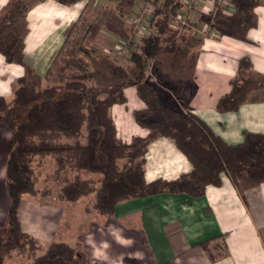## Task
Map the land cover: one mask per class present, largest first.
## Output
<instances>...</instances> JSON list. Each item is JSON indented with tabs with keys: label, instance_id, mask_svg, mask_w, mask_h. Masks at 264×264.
I'll return each instance as SVG.
<instances>
[{
	"label": "crops",
	"instance_id": "1",
	"mask_svg": "<svg viewBox=\"0 0 264 264\" xmlns=\"http://www.w3.org/2000/svg\"><path fill=\"white\" fill-rule=\"evenodd\" d=\"M9 1L0 0V13ZM79 1L58 6L55 0H40L27 11L24 58L43 79L65 44L67 30L83 15ZM141 5L142 1H135L134 11ZM215 5L200 0L188 13L194 27L180 32L187 40H198L193 44L192 61L178 66L173 55L168 54L164 61L160 54L157 72L164 79L163 96L170 103L182 100L183 111H191L215 135L236 145L244 141L246 133L264 134V97L254 95L263 88L251 91L237 110L223 112L216 105L231 90L241 58H250L253 69L264 74V5L254 9L257 24L247 29V40L223 34L204 20L203 14ZM236 11L233 2L225 0L212 14V21L228 20ZM207 26L210 32L203 34ZM23 74L21 64L8 62L0 53V96L13 97L17 79ZM125 93L127 101L110 110L118 136L129 142L147 135L148 129L135 119V113L145 108L136 87H126ZM145 159L147 182L176 179L192 169L190 160L169 137L154 139ZM76 174H71L72 178ZM92 174L85 178L101 176ZM221 180L219 185L208 184L201 196L162 192L125 199L113 215L95 207L94 192L76 201L60 200L58 192L64 182L43 197L24 194L19 221L22 230L40 242L39 253L52 242H63L77 247L79 256L96 264H128L126 257L139 264H264V181L238 187L226 173H221ZM9 202L6 180L0 187V235L7 230ZM205 241H210V247L221 246L218 258L210 257L201 244ZM3 264L33 263L25 254L11 250Z\"/></svg>",
	"mask_w": 264,
	"mask_h": 264
},
{
	"label": "trees",
	"instance_id": "2",
	"mask_svg": "<svg viewBox=\"0 0 264 264\" xmlns=\"http://www.w3.org/2000/svg\"><path fill=\"white\" fill-rule=\"evenodd\" d=\"M74 3L79 0H60ZM120 15H131L137 0H115ZM183 0H152L147 20L150 33L140 39L127 67L115 60L107 64L109 74L117 79L109 84L87 83L81 79H62L57 84L43 85V77L25 62V37L28 30V8L23 0H10L0 13V53L8 62L24 67L17 79L11 101L0 96V127L12 131L8 144L6 165L9 207L7 232L0 235V264L11 250L25 254L33 264H96L79 256V249L63 242H52L43 251L33 235L22 230L19 207L24 194L46 196L50 188H39L36 158L56 156L62 163L57 171L69 169L77 174L59 189L62 201H76L95 193V207L106 215H113L119 202L162 192H185L192 196L205 193L208 184H221V173L233 183L251 184L264 181V134L246 133L240 144H228L191 111H182L170 103L158 85L148 79L152 64L160 67V54H171L175 64L185 66L192 61L193 41L187 40L173 24ZM236 13L228 20L212 21V13H204V20L223 34L247 40L246 32L257 24L254 11L264 0H231ZM70 29L67 30V32ZM196 41H198L196 39ZM135 86L145 108L135 113L136 121L148 129L145 136H135L129 142L118 136L111 107L125 103V89ZM264 88V74L253 69L250 58L239 61L237 74L231 79V90L217 101L219 111L237 110L255 89ZM13 103L26 112L25 119L16 120L8 112ZM38 137L39 141H35ZM73 141H63V138ZM158 137L172 138L187 156L192 169L172 180L163 178L147 182L145 154L148 145ZM49 139V140H46ZM57 139V141H55ZM85 170L98 173L97 179L82 177ZM202 242L210 257H219L221 246ZM128 264L138 260L126 257Z\"/></svg>",
	"mask_w": 264,
	"mask_h": 264
},
{
	"label": "rangeland",
	"instance_id": "3",
	"mask_svg": "<svg viewBox=\"0 0 264 264\" xmlns=\"http://www.w3.org/2000/svg\"><path fill=\"white\" fill-rule=\"evenodd\" d=\"M23 2L29 9L34 4L39 3L40 0H23ZM55 2L58 6L62 4L60 0H55ZM79 3L83 15L78 18L75 25L67 32L65 44L51 64L46 79H43V85L57 84L63 78L69 80L81 79L87 83L100 85L113 83L117 79L113 78L107 70V64L112 60L125 65L130 75L133 73V66L129 57L133 49L139 48L140 40H137V42L132 41L129 46L125 47L122 55L117 56L118 54L116 52V46L121 38L127 37L132 31L129 21L130 15H120L116 8V1H111L106 5L100 6L95 5L94 0H80ZM147 17L148 15H144L143 17V25L145 26L146 33L150 31ZM196 39H192L193 44L198 42ZM192 51H194L193 48ZM160 56L164 61L168 59L166 57H170L168 54H162ZM155 66L153 64V69L151 70V72L153 71L154 80H150V69L148 71V79L155 85H158L163 92L162 87L165 85L163 83L164 79H161L162 77L158 74L159 71L157 72ZM254 95L264 97V88L261 91L255 92ZM248 97L250 96L248 95ZM5 98L7 101H11L13 97L8 96ZM178 101L180 102L178 103ZM182 105L183 101L178 99L176 106L182 110ZM8 112L14 114L18 122L25 119L26 112L13 103L10 104ZM11 136L12 131L7 126H2L0 129V187L7 180L6 171L3 172V168L7 163V143ZM39 140L41 139L38 137L35 138V141ZM69 140L71 142L73 141L72 138H63V141ZM62 162V160L57 158V155L36 158L34 164L39 176L37 186L53 189V193V191H57L59 184L71 180L73 176L71 174H75V172L71 173L69 169L57 171V165ZM79 174L82 177H86L88 174L93 175L85 170L80 171ZM94 175L98 176L100 174L96 173ZM244 183L249 182L243 181L241 182V186Z\"/></svg>",
	"mask_w": 264,
	"mask_h": 264
},
{
	"label": "built area",
	"instance_id": "4",
	"mask_svg": "<svg viewBox=\"0 0 264 264\" xmlns=\"http://www.w3.org/2000/svg\"><path fill=\"white\" fill-rule=\"evenodd\" d=\"M115 0H94L95 5H106L108 2ZM142 1V5L140 6V10L133 12L134 14L130 15L129 21L131 23L132 31L130 35L127 37L121 38L119 43L116 46L117 56H120L124 53L125 47L129 46L132 41L140 40L142 37L148 35L150 31L146 33L145 26L143 25V17L144 15H149L152 10V1L151 0H138ZM207 1V0H205ZM216 5L213 6L210 13H216V8L219 4L223 3L225 0H211ZM182 7L178 13L172 16L173 24L179 28L180 32L182 29L187 27H194L193 23L189 20L188 13L192 10L193 7L197 6L200 0H183ZM210 32L209 26H207V30H204L202 33L207 34ZM150 80H154L153 74L150 71Z\"/></svg>",
	"mask_w": 264,
	"mask_h": 264
}]
</instances>
